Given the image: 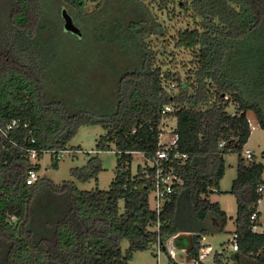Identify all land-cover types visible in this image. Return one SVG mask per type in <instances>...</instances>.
<instances>
[{
  "label": "trees",
  "instance_id": "16d2710c",
  "mask_svg": "<svg viewBox=\"0 0 264 264\" xmlns=\"http://www.w3.org/2000/svg\"><path fill=\"white\" fill-rule=\"evenodd\" d=\"M159 2L154 10L146 0H0V264H129L135 251L173 236L197 258L201 237L224 229L229 216L208 197L224 175L223 155L247 142L248 112L264 129V0ZM170 7L194 23L174 37L192 53L183 76L157 64L148 41L166 32L156 12ZM64 11L79 35L64 30ZM165 104L173 110L162 114ZM167 118L187 158L184 184L166 200L156 232L152 168L130 167L133 153L147 160L160 148ZM82 125L104 129L97 152L115 151L109 189L40 176L27 185V171L40 169L28 150L37 159L51 150L56 167L57 152ZM95 161L73 177L97 179ZM262 171L261 163L239 162L229 190L238 249L223 248L215 264H264V230L252 229Z\"/></svg>",
  "mask_w": 264,
  "mask_h": 264
},
{
  "label": "rangeland",
  "instance_id": "374dc122",
  "mask_svg": "<svg viewBox=\"0 0 264 264\" xmlns=\"http://www.w3.org/2000/svg\"><path fill=\"white\" fill-rule=\"evenodd\" d=\"M151 2L153 9L155 10L160 4L159 0H146ZM157 16L163 20L165 24V30L163 36L148 38L154 46L158 55L156 54L157 64L161 65L164 69L174 70V72L180 73L182 76L192 67L191 59L192 53L190 50L176 48L174 46L176 33L183 28H191L194 23L189 19L179 8H173L163 11L157 10ZM173 89L172 87H170ZM232 110V107L229 108ZM251 132L247 142L243 145L240 152L229 151L223 155L224 158V175L219 181L218 189L209 194L211 201H216L219 206L226 212L229 219L222 231H217L212 234L205 235L206 242L209 246L208 260L206 264H215L212 261V257L216 251L225 249L224 255L231 251L228 240L235 229L234 217L237 211L236 197L233 193L229 192L233 180L238 174V165L240 161L245 164H249L252 161L261 163L263 165V171L261 174V181L264 183V129L260 128L251 112L247 113ZM175 125L174 118H167L163 122V133L160 135L161 142H168L171 140L170 129ZM105 131L99 125H82L78 128L74 136L68 141L66 150L57 152L58 159L56 158L57 166L54 167V158H51V150L45 149L42 153V157L37 159H31L30 161L38 163L40 169L38 175L40 177H47L53 180L55 183H60L62 180H73L77 188L81 190H90L93 188L109 189L110 184L115 176V166L117 162V156L115 151H96L95 142L99 135ZM80 147V150H73V148ZM247 148L252 153V158L247 159L244 154V149ZM100 162L102 167L97 173V179L91 178L87 181H80L75 179L72 175L73 170L76 168H90L96 161ZM91 161V162H90ZM251 161V162H250ZM90 162V163H89ZM146 160L141 153H133V161L131 163V171L136 172L137 166H144ZM148 164V162H147ZM264 185V184H263ZM119 205L122 207L123 203L120 201ZM258 209L260 210V225L257 231L264 230V190L263 196L258 202ZM120 246L124 252L128 246L126 240H121ZM180 262V261H178ZM160 264H175L173 259L168 257L165 251H161L159 254ZM182 263V262H180ZM129 264H157L154 247H150L145 250L135 251L132 255Z\"/></svg>",
  "mask_w": 264,
  "mask_h": 264
},
{
  "label": "built area",
  "instance_id": "2783aa9c",
  "mask_svg": "<svg viewBox=\"0 0 264 264\" xmlns=\"http://www.w3.org/2000/svg\"><path fill=\"white\" fill-rule=\"evenodd\" d=\"M173 110V107L169 104H165L161 110L162 114H165L166 112H170ZM14 124V121L12 122ZM250 125V122H249ZM10 127V126H8ZM251 128V127H250ZM171 132V140L168 142H161L160 141V135H159V141L158 144L161 145L160 148H158L155 152V154L150 158L146 160V163L144 166H148L152 168V176H151V191L149 193V205L150 209L153 210L157 216V221L153 226V229L158 232L159 231V214L162 211L164 204L166 200L169 198V195L177 190H179L183 184L184 180L182 176L179 173L180 166L184 163L185 159L187 158L186 153L181 152L179 149L178 144V136L176 133H173V128L170 129ZM224 142H220L219 146H223ZM46 151V150H45ZM42 150V153L45 152ZM29 158L33 159L37 158V150L34 148L29 149ZM244 154L247 159L252 158V153L249 149H244ZM59 156V155H58ZM148 162V164H147ZM38 171L34 168H30L25 176V183L27 185L33 184L35 180L38 178ZM258 191H263V186H259L257 188ZM251 219L255 218V214L253 213L250 216ZM254 231H256V225L252 227ZM237 234L235 232H232L230 239H229V247L231 250H237L238 244L236 240ZM154 251L156 255L157 264L159 263V254L161 251H165L168 254V257L173 259L175 262H178L180 264H198L199 261L207 262L208 260V252H209V246L206 242V237L202 236L200 239V249L198 252L197 258H189L188 262H185L187 260L185 258L183 259H175V251L176 248L173 246H168V250L166 248L165 242L157 239L156 243L154 244ZM220 251H216L212 257V261L215 255L219 253ZM222 256H219V259H221Z\"/></svg>",
  "mask_w": 264,
  "mask_h": 264
},
{
  "label": "water",
  "instance_id": "95a60500",
  "mask_svg": "<svg viewBox=\"0 0 264 264\" xmlns=\"http://www.w3.org/2000/svg\"><path fill=\"white\" fill-rule=\"evenodd\" d=\"M62 16H63V19H64V24H63V28L65 31H70L72 33H76V34H80V31H79V28L74 24L71 16L69 14H67V12H63L62 13ZM186 234V233H184ZM174 236L173 237H170L168 238L166 241H165V245H166V248L168 250V246H173V247H177V244L175 243L174 241ZM188 251H189V247H186V259L185 262H188L189 260V256H188Z\"/></svg>",
  "mask_w": 264,
  "mask_h": 264
},
{
  "label": "flooded vegetation",
  "instance_id": "af4514ba",
  "mask_svg": "<svg viewBox=\"0 0 264 264\" xmlns=\"http://www.w3.org/2000/svg\"><path fill=\"white\" fill-rule=\"evenodd\" d=\"M175 259H183L186 257V249L185 248H180L178 245L176 247V251H175Z\"/></svg>",
  "mask_w": 264,
  "mask_h": 264
},
{
  "label": "crops",
  "instance_id": "0c3cea01",
  "mask_svg": "<svg viewBox=\"0 0 264 264\" xmlns=\"http://www.w3.org/2000/svg\"><path fill=\"white\" fill-rule=\"evenodd\" d=\"M264 184V183H263ZM263 190H264V185H263ZM263 196V195H262ZM260 200V199H259ZM259 202V201H258ZM257 211L259 212V216H260V210L258 209V204H257ZM260 217H258V225H256V231H257V228L259 227V225H260ZM235 225V224H234ZM263 230V229H262ZM262 230H260V231H262ZM234 231V230H233ZM259 231V230H258ZM180 248H185L186 249V247H180Z\"/></svg>",
  "mask_w": 264,
  "mask_h": 264
}]
</instances>
